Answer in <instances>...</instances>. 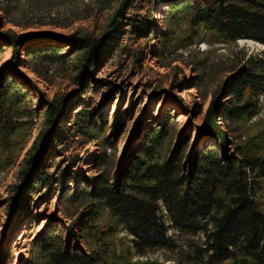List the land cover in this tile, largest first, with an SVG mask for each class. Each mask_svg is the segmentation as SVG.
Wrapping results in <instances>:
<instances>
[{"label": "rangeland", "instance_id": "1", "mask_svg": "<svg viewBox=\"0 0 264 264\" xmlns=\"http://www.w3.org/2000/svg\"><path fill=\"white\" fill-rule=\"evenodd\" d=\"M167 4L166 0H0V32L26 40L19 48L5 45L0 51V83L12 81L21 90L11 97L13 105L7 106L11 111L2 116L11 119L6 124L19 126L0 132V264H24L35 242L50 231L63 233L67 239L71 227L82 230L87 207L65 195L85 186L87 177L101 173L102 138L111 136L117 109L124 111L126 123L112 136L115 148L106 149L117 161L112 176L140 141L135 132L145 134L166 121L168 153L181 152L184 161L197 147L226 149L232 157H238L239 147L264 155V96L249 119L230 125L218 120L226 144L210 133H200L210 109L230 98L229 80L234 72L228 68L235 63L230 55L240 49L264 54V44L240 39L176 47L181 25L168 21ZM152 17L154 28L137 37L132 26L139 28ZM169 23L171 29L176 28L172 41L158 56ZM74 34L109 41L81 82L77 65L83 51L61 39ZM46 45H58L65 57L44 61L28 53ZM52 102L65 104L53 128L47 125ZM91 126L93 132L88 129ZM32 163L35 168L30 169ZM38 173L42 181L29 188ZM258 199L264 211V184ZM107 219L104 213L99 224ZM131 237L124 229L116 232L110 241L114 249L106 256L108 264H141L151 259L175 264L184 247L180 241L173 251L159 248L140 256L131 247ZM75 244L76 239L72 240Z\"/></svg>", "mask_w": 264, "mask_h": 264}, {"label": "trees", "instance_id": "2", "mask_svg": "<svg viewBox=\"0 0 264 264\" xmlns=\"http://www.w3.org/2000/svg\"><path fill=\"white\" fill-rule=\"evenodd\" d=\"M166 1L168 21L181 25L182 35L177 39L176 47L201 41L229 44L240 39L264 44L263 1ZM171 25L169 23L162 34L158 56H162L164 51L161 50L172 41L176 28L171 29ZM139 26L134 24L132 32L137 37L145 36L155 26L154 17ZM61 39L83 51V60L77 65L79 82L97 65L109 45L106 38L76 34ZM24 42L26 40L21 36L0 32V51L5 45L19 48ZM59 48L58 45H46L28 53L33 59L59 61L65 57ZM230 56L235 62L228 68L234 72L229 80L230 98L226 104L214 105L200 128L201 134L210 133L224 144L228 140L218 120L224 119L230 125L249 119L264 96V54L240 49ZM20 91L12 81L0 83V123H11V119L2 116L11 111L7 109L13 105L11 97L21 94ZM64 105L62 102L51 103L47 118L49 127L53 128ZM125 123L124 111L117 109L111 136L102 138L104 148L98 165L101 173L87 177L85 186L76 187L65 195V198L80 200V206L87 207L83 212L86 221L82 230L75 231L71 227L67 239L60 232L44 234L35 242L34 251L24 264H108L106 256L115 245L110 241L121 229L132 236L131 247L140 256L159 248L173 251L180 241H184L175 264H264V211L258 199L264 184V155L251 148L239 147L238 157H232L226 154V149L221 152L217 147H197L184 161L186 157L181 152L168 153L166 121L145 134L135 132L140 141L131 147L112 176L117 161L114 153L111 156L106 149L115 148L112 136L117 135ZM9 126L17 129L19 125L6 124L4 128L0 124V132ZM88 129L93 132L95 128ZM43 153L44 150L38 162ZM106 160L111 163L105 165ZM33 168L32 163L30 169ZM41 181V175L36 174L29 188ZM104 213L108 219L99 224ZM184 235L197 239L184 238ZM75 239L76 244L72 246ZM10 245H4L3 252ZM141 264L162 263L151 259Z\"/></svg>", "mask_w": 264, "mask_h": 264}]
</instances>
